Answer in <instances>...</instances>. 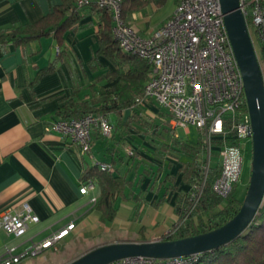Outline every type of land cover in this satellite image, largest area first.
<instances>
[{"label":"crops","instance_id":"crops-1","mask_svg":"<svg viewBox=\"0 0 264 264\" xmlns=\"http://www.w3.org/2000/svg\"><path fill=\"white\" fill-rule=\"evenodd\" d=\"M167 1L173 7L162 21H152L162 5L151 3L132 14L130 26L142 37L151 36L174 11L176 2ZM60 3L0 0V34L38 22ZM100 16L98 10L82 6L76 29L64 34L62 45L52 35L23 47L0 43V212L27 203L38 217L20 237L0 230V256L8 248L22 251L31 242L74 224L55 246L20 264H68L81 256L74 253L84 254L105 244L165 240L180 216L176 205L190 190L183 166L193 159L166 146L175 139L197 142L199 134L196 130L197 138L190 139V127L181 129L182 135L176 131L174 138L167 112L147 104L108 114L111 138L92 133L91 157L113 165L114 174L129 182L124 197L114 202V219L102 223L96 203L91 202L99 197L97 179H92V191L80 193L81 177L93 168L91 157L81 156L68 137L48 129L59 121L56 111L73 92L77 91L75 100L87 101L100 88H115L116 80L108 82L101 76L115 71L116 65L96 56ZM92 59L98 63L94 71L89 65ZM51 64L53 72L37 76ZM132 116L138 119L129 126ZM122 123L128 126L120 128ZM128 149L133 150L132 156L127 155ZM210 166L219 168V158Z\"/></svg>","mask_w":264,"mask_h":264},{"label":"built area","instance_id":"built-area-1","mask_svg":"<svg viewBox=\"0 0 264 264\" xmlns=\"http://www.w3.org/2000/svg\"><path fill=\"white\" fill-rule=\"evenodd\" d=\"M93 4L106 11L112 22V37L124 53L136 56L150 65L151 71L143 96L136 106L154 104L170 117L174 138L177 130L194 128L202 143L203 177L189 190L191 206L180 224L192 214L203 192L211 164L213 140L220 138L218 150L219 175L212 183L213 194L225 200L240 181L246 144L251 142V125L242 77L232 53L218 0H177L170 18L151 36L142 37L122 16V0H80L79 7ZM250 39L264 44V0H239ZM263 78L264 66L259 61ZM48 130L69 138L81 156L91 157L92 133L98 131L109 138L113 126L107 117L87 115L79 120L58 121ZM128 156L133 150H126ZM92 166L107 171L110 164L90 158ZM94 189V181H82V195ZM93 204L96 198L91 199ZM38 217L27 203L0 212V230L14 237L22 236L29 223ZM179 224V225H180ZM178 225V226H179ZM74 228L70 223L38 242H31L22 251L8 248L0 256V264H20L41 255L55 246ZM177 228V226H176ZM176 228L166 233L171 235ZM201 254L158 260L129 257L110 264H196Z\"/></svg>","mask_w":264,"mask_h":264},{"label":"trees","instance_id":"trees-1","mask_svg":"<svg viewBox=\"0 0 264 264\" xmlns=\"http://www.w3.org/2000/svg\"><path fill=\"white\" fill-rule=\"evenodd\" d=\"M80 0H61V3L55 6L51 13L44 16L34 24L11 28L0 34V43H13L16 46H25L34 40L42 37L53 36L57 45L64 43L63 36L68 31L76 29L79 21V11L81 7L77 5ZM166 0H122V16L125 22L129 24L131 16L135 12L143 11L146 6L155 3L163 5ZM175 2L177 0H174ZM88 6L101 12L99 19V28L96 31V40L98 49L96 56L116 65L115 71H107L101 79L110 82L116 80L115 88L112 86L103 87L93 92L91 98L87 101L75 100L77 91L70 97L64 98L56 115L59 121L79 120L87 115L105 116L110 113H118L122 110L135 107V100L143 96V90L147 81L151 67L146 61L124 53L118 43L112 37V22L104 10H99L93 4ZM85 6V5H84ZM69 14V16L67 15ZM264 53V44L260 46ZM91 71H94L98 63L95 59L89 61ZM54 64L40 70L38 77L53 72ZM136 116L129 118L128 124L137 121ZM127 123H122L121 127H127ZM220 138L213 140L212 156L218 157L220 147ZM168 149H175L191 157L190 163L184 164V176L190 187L200 181L203 177L202 164L203 156H200L202 143L200 138L197 142L180 141L175 139ZM196 157V159H194ZM107 171L88 168L82 181L87 179H97L99 185V197L94 208L100 212V221L102 223L111 222L116 214L114 202L116 198L124 197V190L128 185L123 177L115 175V168L110 164ZM219 175L217 166H210L203 192L198 199L192 214L180 224L185 212L191 206L189 191L176 205L179 219L174 224L176 230L165 240H174L198 235L216 229L228 222L239 210L242 200L235 197L236 186L232 194L225 200H222L213 194L211 186ZM194 219V221H193ZM191 220V221H190ZM190 221V222H189ZM188 222V223H187ZM187 223V224H186ZM180 224V225H179ZM179 225V226H178ZM173 228V229H174ZM196 264H264V201L250 227L239 238L212 252L201 254Z\"/></svg>","mask_w":264,"mask_h":264},{"label":"water","instance_id":"water-1","mask_svg":"<svg viewBox=\"0 0 264 264\" xmlns=\"http://www.w3.org/2000/svg\"><path fill=\"white\" fill-rule=\"evenodd\" d=\"M239 0H218L223 23L238 65L251 125V170L237 213L211 231L174 240L118 242L99 246L68 264H110L129 257L166 260L218 250L239 238L254 221L264 201V78Z\"/></svg>","mask_w":264,"mask_h":264},{"label":"rangeland","instance_id":"rangeland-1","mask_svg":"<svg viewBox=\"0 0 264 264\" xmlns=\"http://www.w3.org/2000/svg\"><path fill=\"white\" fill-rule=\"evenodd\" d=\"M172 7H173L172 1H167L166 3H164L159 10H157L155 13H153L152 21H154V22L162 21L164 18H166L171 13ZM253 40H254V48L256 50L258 60L264 66V53L262 52L259 43H257V41L255 40L254 37H253ZM177 132H178V134L182 135L181 129L177 130ZM109 138H111V137H109ZM189 138L193 139V140H195L197 138L196 129H194V128L190 129ZM212 157H213V159H212ZM212 157H211V162L214 163L217 157H215V156H212ZM250 164H251V142H249L247 144V146L245 147L244 162H243V166H242L240 181L236 185L235 197L238 200H243V198L245 196L247 186H248V182H249V177H250V170H251ZM89 247H92V245L87 246L88 249H89ZM42 254H44V252ZM80 254L82 255V252H76V253H74V256H77ZM41 255H39V256H41ZM39 256H36V257H39ZM36 257H33V258H36Z\"/></svg>","mask_w":264,"mask_h":264}]
</instances>
